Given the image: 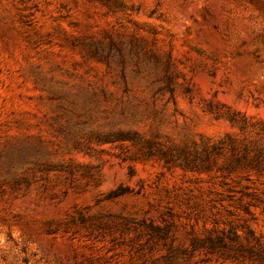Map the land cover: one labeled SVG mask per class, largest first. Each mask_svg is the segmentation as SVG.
<instances>
[{"label": "rangeland", "instance_id": "obj_1", "mask_svg": "<svg viewBox=\"0 0 264 264\" xmlns=\"http://www.w3.org/2000/svg\"><path fill=\"white\" fill-rule=\"evenodd\" d=\"M0 264H264V0H0Z\"/></svg>", "mask_w": 264, "mask_h": 264}, {"label": "trees", "instance_id": "obj_2", "mask_svg": "<svg viewBox=\"0 0 264 264\" xmlns=\"http://www.w3.org/2000/svg\"><path fill=\"white\" fill-rule=\"evenodd\" d=\"M235 118H232L234 120ZM244 127V126H242ZM229 145V151L232 154V161L231 163L227 164L226 166L220 167L221 170H226L231 172L232 170H235L237 164L242 163L244 160H246L248 156L249 148L248 146L244 145L243 148H239L236 144H234L233 141L231 143H227ZM224 153V141H220L219 143L212 144L210 147H207L204 149L202 154H198L196 158L193 160L194 165H198V168L203 169H210L212 165L215 163V158L219 155H222ZM199 161L200 164H197ZM191 162V160H189ZM254 165H260L262 162L260 160H254L251 162ZM250 163V164H251ZM129 191L128 186L120 185L119 187L112 189L108 192V195L110 197H117L119 195H122L124 193H127ZM199 240H195L194 245L197 244L198 246H202V244H199Z\"/></svg>", "mask_w": 264, "mask_h": 264}]
</instances>
